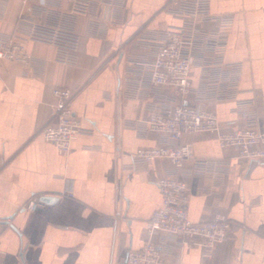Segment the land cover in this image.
I'll return each mask as SVG.
<instances>
[{
  "label": "crops",
  "instance_id": "0c3cea01",
  "mask_svg": "<svg viewBox=\"0 0 264 264\" xmlns=\"http://www.w3.org/2000/svg\"><path fill=\"white\" fill-rule=\"evenodd\" d=\"M114 23L79 16L76 65L56 62V47L19 35L36 61L31 70L0 61V248L3 264H129L128 255L147 240L146 226L161 205L156 181L172 169L166 159L133 162L135 152L162 141L145 121L164 98L181 102L171 88L155 89L131 61L150 60L155 41L183 21L167 11L170 0H109ZM24 0H0V34L18 28ZM34 3L35 0H30ZM71 4L66 2L67 12ZM100 12V11H99ZM209 31H226L225 61L240 64L237 101L247 112L264 110V0H211ZM200 85V71L192 77ZM69 88L71 107L84 132L65 156L41 132L53 121V89ZM195 102L194 95L188 97ZM226 130L244 124L235 100L207 103ZM264 128V120H260ZM194 160L221 166L188 180V212L195 222L221 213L232 228L209 255L201 247H175L161 233V264H264V161L221 148L213 133L185 135ZM56 199L52 204L40 199ZM41 202L36 212L25 206Z\"/></svg>",
  "mask_w": 264,
  "mask_h": 264
},
{
  "label": "built area",
  "instance_id": "2783aa9c",
  "mask_svg": "<svg viewBox=\"0 0 264 264\" xmlns=\"http://www.w3.org/2000/svg\"><path fill=\"white\" fill-rule=\"evenodd\" d=\"M66 2L72 5L67 12L63 9ZM23 3L16 33L0 34V61L19 64L25 70H31L36 59L19 35L21 26H29V40L56 47V62L76 65L80 37L75 20L79 16L95 15L99 23H114L113 3L109 0H35L34 3L24 0ZM210 9L211 0H170L167 11L181 19L182 25L171 27L154 40L155 52L150 60L131 61L151 87L171 88L182 101L163 99L144 125L146 133H159L162 141L153 147L139 148L134 154V163L166 159L173 168L156 181L162 202L147 222V240L129 253V264H161L164 244L154 240L161 233L177 242L175 247H201L205 255L229 238L232 222L227 215L219 213L207 222H195L189 215L188 180L214 172L221 165L194 160L192 166H187V161L193 159V151L183 143L185 135L213 133L221 148H232L243 159L264 161V128L259 126L260 120H264V110L252 116L247 112L252 103L236 100L241 65L225 61L228 33L203 27V23L215 19ZM195 69L200 71L198 87L192 81ZM53 95L56 100L53 121L43 128L41 135L60 154L67 156L84 132L82 119L71 107L74 96L71 89L57 87ZM190 95H194V103L188 102ZM231 100L243 112L244 124L235 131L226 130L216 113L206 106ZM40 206L39 200L31 199L25 209L36 212ZM2 254L0 248V264H3Z\"/></svg>",
  "mask_w": 264,
  "mask_h": 264
},
{
  "label": "water",
  "instance_id": "95a60500",
  "mask_svg": "<svg viewBox=\"0 0 264 264\" xmlns=\"http://www.w3.org/2000/svg\"><path fill=\"white\" fill-rule=\"evenodd\" d=\"M40 200L42 202L48 203V204H52V203H54L56 201V199L50 198V197H42Z\"/></svg>",
  "mask_w": 264,
  "mask_h": 264
}]
</instances>
